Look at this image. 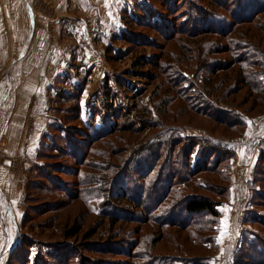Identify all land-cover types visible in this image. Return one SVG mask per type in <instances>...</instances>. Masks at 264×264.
<instances>
[{
    "label": "rangeland",
    "instance_id": "rangeland-1",
    "mask_svg": "<svg viewBox=\"0 0 264 264\" xmlns=\"http://www.w3.org/2000/svg\"><path fill=\"white\" fill-rule=\"evenodd\" d=\"M33 2L50 35L23 57L0 0L5 91L22 77L55 82L47 115H30L31 131L35 120L47 131L4 264H253L264 252V104L246 80L264 81V0ZM144 56L153 65L134 70ZM196 193L221 202L217 220L186 213ZM179 215L203 220V240L163 226Z\"/></svg>",
    "mask_w": 264,
    "mask_h": 264
},
{
    "label": "crops",
    "instance_id": "crops-1",
    "mask_svg": "<svg viewBox=\"0 0 264 264\" xmlns=\"http://www.w3.org/2000/svg\"><path fill=\"white\" fill-rule=\"evenodd\" d=\"M33 1L2 0L5 5L6 2H10L9 4L12 7H8L10 9L8 14H11L9 19L14 22L18 36L25 38L19 51L20 55L23 54V57L31 50L36 37H48L50 35L46 30L48 25L46 19L39 17L36 7L34 6L35 9L33 7ZM88 1L90 2V0ZM55 3H63V0H55ZM20 4H23L25 10H27L25 14L22 13L21 15L27 19L28 23L27 29L25 28L22 33L19 32V22L24 19H20L21 15L16 14L19 10H22L20 8L16 10V7ZM12 8L16 12H13ZM1 11L0 5V14ZM23 16L21 18H24ZM64 18L67 19V17ZM68 19L73 20L74 18L69 17ZM5 31L4 21L0 17V51H5L2 48L5 45ZM41 66L45 67L44 62ZM53 78L42 76L39 78L22 77L18 81L12 79L6 91L4 89L6 83L4 81L0 82V96L3 95V98H0V157H5V161L0 163V264L5 263L7 245L11 242L12 234H15L14 224L18 227V215L19 213L23 214L21 211L23 207V185L24 182L26 184L31 180L32 174L37 170L40 141L47 131H45L44 126L45 120H35L36 125L34 127L36 129L31 131L32 121L30 115L36 114L39 118L47 115L45 103L50 98L51 88L49 87L55 83L52 82ZM40 100L42 102L39 105L38 101ZM32 101L37 103L29 108ZM36 106H39L40 112ZM244 176L247 178V174ZM2 200L4 203H2ZM228 210L226 209V213H228ZM222 231L228 237V232L225 230H220V237L223 236ZM12 253L13 251H11ZM11 254H9V258Z\"/></svg>",
    "mask_w": 264,
    "mask_h": 264
},
{
    "label": "trees",
    "instance_id": "trees-1",
    "mask_svg": "<svg viewBox=\"0 0 264 264\" xmlns=\"http://www.w3.org/2000/svg\"><path fill=\"white\" fill-rule=\"evenodd\" d=\"M249 31H251V30H249ZM141 59L143 60V62H140L139 63V62L136 61L134 63V66H135V69L134 70H138L139 68H144V67H147L149 65H153V59L152 58H149L147 60V57L144 56ZM137 73H140V72H137ZM262 77L264 79V74H262ZM107 79H109V78H107ZM246 79L247 78H244V80H246ZM246 84L248 85V87L250 88V90L253 93H255V91H256V95L254 97L255 98V101L258 102V104H262L263 105L264 104V81H259L257 79L253 83L251 80H246ZM118 85H119V83H118ZM36 173L37 172H35L34 174H32L31 180H32V177L33 176L36 177ZM166 194H167V192L165 193L164 196H166ZM256 195H257L258 199H260L257 203H262V205H264V202H263L264 200H261V195H264V193L263 192H257ZM253 200L256 201L255 196L253 197ZM164 203H165L164 198H160L159 201H158V203H157V205H158V207H161ZM181 203L183 204L184 210L189 215H200V214L209 213L216 220L220 217L219 207L221 205V202L220 201H217L212 196H205V195H200V194L196 193L194 195H189L187 198L183 199L181 201ZM177 219H178L177 223L168 225V223L166 222L163 226L164 227H166V226H170V227L173 226L174 228H178V229L182 230L188 236L186 238V241L188 239L190 240L191 237H193V238H195L197 240H200V239L203 240V237L200 235V232L202 231L203 228H201L200 231L194 233L195 227L202 226V222L201 221H203V220L196 221V222H193V223L186 222V221L185 222H182L181 221L182 218H181L180 215L177 216ZM199 222H201V223H199ZM257 222L260 223V221H257ZM261 223H264V222H261ZM22 246L23 245L21 244L19 247H17L16 250L13 251V254L10 257V260H13V259L16 258V256L19 254V251L21 249H23ZM251 259L253 261V264H264V252L258 251L256 253V255L253 258H251ZM197 261H200L199 258L197 260H195V262H197ZM95 264H100V263L98 262V263H95ZM155 264H157V263H155Z\"/></svg>",
    "mask_w": 264,
    "mask_h": 264
},
{
    "label": "bare ground",
    "instance_id": "bare-ground-1",
    "mask_svg": "<svg viewBox=\"0 0 264 264\" xmlns=\"http://www.w3.org/2000/svg\"><path fill=\"white\" fill-rule=\"evenodd\" d=\"M31 1H32V0H31ZM32 5H33V4H32ZM33 7H34V5H33ZM34 9H35V7H34ZM35 11H36V10H35ZM263 128H264V125L261 126L260 130L263 129Z\"/></svg>",
    "mask_w": 264,
    "mask_h": 264
}]
</instances>
